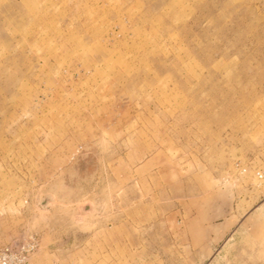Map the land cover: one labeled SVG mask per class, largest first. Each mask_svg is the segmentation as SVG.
<instances>
[{
    "label": "rangeland",
    "instance_id": "1",
    "mask_svg": "<svg viewBox=\"0 0 264 264\" xmlns=\"http://www.w3.org/2000/svg\"><path fill=\"white\" fill-rule=\"evenodd\" d=\"M14 243L6 264H264V0H0Z\"/></svg>",
    "mask_w": 264,
    "mask_h": 264
},
{
    "label": "built area",
    "instance_id": "2",
    "mask_svg": "<svg viewBox=\"0 0 264 264\" xmlns=\"http://www.w3.org/2000/svg\"><path fill=\"white\" fill-rule=\"evenodd\" d=\"M18 243L0 249V264H6L9 257L18 254Z\"/></svg>",
    "mask_w": 264,
    "mask_h": 264
},
{
    "label": "water",
    "instance_id": "3",
    "mask_svg": "<svg viewBox=\"0 0 264 264\" xmlns=\"http://www.w3.org/2000/svg\"><path fill=\"white\" fill-rule=\"evenodd\" d=\"M50 201H52V197L50 195H45L40 201V205L45 206L47 205V203H49Z\"/></svg>",
    "mask_w": 264,
    "mask_h": 264
}]
</instances>
